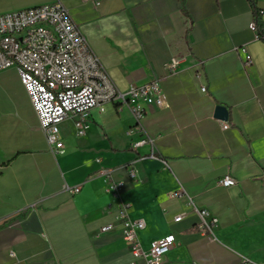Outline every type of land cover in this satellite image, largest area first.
<instances>
[{
  "label": "crops",
  "instance_id": "crops-1",
  "mask_svg": "<svg viewBox=\"0 0 264 264\" xmlns=\"http://www.w3.org/2000/svg\"><path fill=\"white\" fill-rule=\"evenodd\" d=\"M54 1L0 0V14ZM61 1L117 87L159 80L165 107L149 106L142 120L153 145L133 146L142 131L116 101L86 115L82 135L78 118L66 119L64 147L54 152L21 82L35 128L0 132V264H131L119 222L101 232L119 207L106 168L127 181L120 199L146 223L142 245L172 242L162 264H264V41L249 28L252 1ZM173 57L180 62L170 73ZM219 105L228 119L216 116ZM227 174L237 184L220 187ZM65 185L80 190L72 195ZM190 199L215 220V238L196 230L201 216Z\"/></svg>",
  "mask_w": 264,
  "mask_h": 264
},
{
  "label": "built area",
  "instance_id": "built-area-1",
  "mask_svg": "<svg viewBox=\"0 0 264 264\" xmlns=\"http://www.w3.org/2000/svg\"><path fill=\"white\" fill-rule=\"evenodd\" d=\"M92 1L95 6L100 3L99 0ZM251 1L256 9V17L250 22L249 28L257 39L264 41V8L258 6L257 0ZM241 52L245 55V64L251 66V54L245 48ZM179 62L178 58L173 57L166 63V70L174 73ZM11 66L17 68L40 127L54 152L64 147L61 125L66 119L77 117V134L82 135L85 132L84 117L92 110L116 101L129 106L142 131L140 139L134 141L133 146L146 143L153 145L154 139L145 131L142 120L149 106L165 107L161 82L154 80L142 86H130L127 90L119 89L61 0L0 14V72ZM202 91H207L206 86L202 87ZM223 128H230V124L224 122ZM165 164L169 166L167 162ZM125 168L129 180H135L136 169L129 166ZM101 172L108 177L110 189L119 206L115 222L102 226L101 232L115 230L119 222L122 236L133 256L131 264H162L172 242L168 237H163L145 248L138 236L146 225L144 219L132 218L130 204L120 199L127 181L117 177L113 169L106 168ZM236 184L237 180L230 174L218 182L224 188ZM64 190L73 195L80 187L65 185ZM184 193L180 189L173 195L180 197ZM190 201L198 210L193 200ZM198 211L201 222L197 224L196 230L215 238V220H208L209 212L206 210ZM181 218V215L177 216L175 221ZM241 264L254 263L245 259Z\"/></svg>",
  "mask_w": 264,
  "mask_h": 264
},
{
  "label": "rangeland",
  "instance_id": "rangeland-1",
  "mask_svg": "<svg viewBox=\"0 0 264 264\" xmlns=\"http://www.w3.org/2000/svg\"><path fill=\"white\" fill-rule=\"evenodd\" d=\"M35 128L28 96L21 84L17 68L0 72V132L13 130L18 135Z\"/></svg>",
  "mask_w": 264,
  "mask_h": 264
},
{
  "label": "water",
  "instance_id": "water-1",
  "mask_svg": "<svg viewBox=\"0 0 264 264\" xmlns=\"http://www.w3.org/2000/svg\"><path fill=\"white\" fill-rule=\"evenodd\" d=\"M216 116L220 119H228V109L225 106L219 105L216 108Z\"/></svg>",
  "mask_w": 264,
  "mask_h": 264
}]
</instances>
